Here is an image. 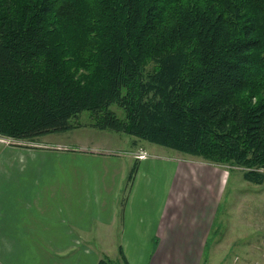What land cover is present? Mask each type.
I'll return each mask as SVG.
<instances>
[{
    "label": "trees",
    "instance_id": "trees-1",
    "mask_svg": "<svg viewBox=\"0 0 264 264\" xmlns=\"http://www.w3.org/2000/svg\"><path fill=\"white\" fill-rule=\"evenodd\" d=\"M86 111L264 185V0H0V137Z\"/></svg>",
    "mask_w": 264,
    "mask_h": 264
},
{
    "label": "crops",
    "instance_id": "crops-1",
    "mask_svg": "<svg viewBox=\"0 0 264 264\" xmlns=\"http://www.w3.org/2000/svg\"><path fill=\"white\" fill-rule=\"evenodd\" d=\"M7 141L12 145L0 137V264H224L230 256L209 250L228 242L210 240L228 178L221 168L174 155L138 159L137 149L112 157L49 145L30 150ZM66 156L78 170L52 163ZM44 159L51 161L50 172L32 167ZM60 173L73 178L68 186L52 187L45 199L33 196L39 192L32 178ZM255 238L264 242V235ZM49 240L60 243L44 252L42 242ZM261 252L256 264H263Z\"/></svg>",
    "mask_w": 264,
    "mask_h": 264
},
{
    "label": "rangeland",
    "instance_id": "rangeland-1",
    "mask_svg": "<svg viewBox=\"0 0 264 264\" xmlns=\"http://www.w3.org/2000/svg\"><path fill=\"white\" fill-rule=\"evenodd\" d=\"M113 109L122 115V112L116 105L113 106ZM72 122L78 126V128L66 133H55L41 137L37 139L40 145H25L30 146L27 147L30 150L31 148H36L40 149L39 151H42L44 147H47L46 145H49V147L52 148V151L75 152L74 154H82L94 151V154L112 157H126L125 155L130 154V152L137 149L139 152L137 155L138 159H141V154L144 155L143 159L152 155L155 156L160 154L161 157L174 155V157L181 160L191 159L195 162H203V160L200 158L196 159L189 156L186 157L175 150L173 151L163 146L160 147L152 143H148L128 134L115 131H100L91 125L92 113L90 111L80 113V115L73 119ZM7 143L11 145L9 141H7ZM16 143L17 142L13 141L12 145L18 148L22 147L16 146ZM51 145L53 146L51 147ZM71 158L68 156H66V158H56L52 163L54 166H57L64 171H67L69 168L72 171L78 170L77 165L72 162L73 157ZM50 162L51 161L48 159H44L43 161H37L33 163L32 167L39 165V167H43L47 170V172H50V169L52 168ZM219 168H221L223 171L224 176L228 178L225 180V194L221 200L220 208L217 211L216 219L212 226L210 240L211 243H215L221 239H228V242L226 245L221 247L214 244L209 247V250L215 253L214 256L217 254L215 252L216 249L222 256L230 254V256H227L224 264H256V261L258 260L257 257L259 255L258 251H262L261 262L264 264V242L262 241L261 244H258L255 238L258 235L261 237L264 235V185L258 186L246 181L243 179V173L239 171V169H235V171H233V169L228 166ZM79 178L75 177V179L78 180ZM32 179V187L36 189L37 192H39H34L33 196L35 197L36 195H42L45 199L46 194L51 192L52 187L56 188L58 186L60 190H63V187L68 186L69 181L73 178L67 173H60L58 177L44 176L42 178ZM129 180L130 179L128 178V181ZM159 194L162 193L160 192ZM27 199L29 198L27 197ZM255 212L259 214V216L257 215V221L254 218ZM256 222H258V226L256 225ZM257 230L259 232H257ZM59 243L60 241L49 240L48 242H42L41 247L45 252L51 250L53 246L59 245ZM38 244H40V242H38ZM36 245L37 244L34 241V248ZM92 245L94 247L96 246L95 240L93 241ZM109 256L113 257V261L117 258L114 256V254H109ZM15 264H24V261Z\"/></svg>",
    "mask_w": 264,
    "mask_h": 264
},
{
    "label": "built area",
    "instance_id": "built-area-1",
    "mask_svg": "<svg viewBox=\"0 0 264 264\" xmlns=\"http://www.w3.org/2000/svg\"><path fill=\"white\" fill-rule=\"evenodd\" d=\"M143 157H144V155H143V154H141V155H140V158H141V159H143Z\"/></svg>",
    "mask_w": 264,
    "mask_h": 264
}]
</instances>
